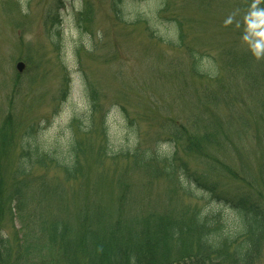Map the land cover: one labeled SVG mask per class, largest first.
Masks as SVG:
<instances>
[{"label": "rangeland", "instance_id": "374dc122", "mask_svg": "<svg viewBox=\"0 0 264 264\" xmlns=\"http://www.w3.org/2000/svg\"><path fill=\"white\" fill-rule=\"evenodd\" d=\"M115 1L0 0V109L10 107L23 119L21 135L33 124L39 143L47 149L63 145L68 151L73 135L84 138L81 125L89 122L95 95V133L81 158L84 178L64 187L61 205L75 202L81 194L104 209H93V218L114 222L120 210L116 194L127 185L125 202L133 214L165 211L171 216L184 211L186 204L201 207L204 213L214 208L222 211L228 234L238 233L235 212L213 203L198 186L193 189L201 200L183 197L179 177L185 179L188 167L209 182L215 180L213 160L237 170L242 169L239 158L243 165L257 160L258 111L247 96L239 93L244 102L236 104L237 114L224 104L210 107L207 96L226 94L249 82L243 73L235 77V70H226L229 51L245 55L247 63H252L250 52H256L255 58L263 62L250 73L264 70V0H122L120 17ZM86 11L90 22L81 19ZM56 16L59 23L53 25ZM19 61L27 65L22 75L15 70ZM104 119L116 156L96 158L103 145ZM74 120L78 128H72ZM173 124L186 136L196 137L191 143L204 144L215 130L226 147L186 151L169 138ZM136 150L160 161L174 158L177 181L152 179L153 174L144 172L140 160L132 156ZM37 174L62 175L52 167ZM219 181L221 190H232L229 182ZM258 264H264V251Z\"/></svg>", "mask_w": 264, "mask_h": 264}, {"label": "trees", "instance_id": "16d2710c", "mask_svg": "<svg viewBox=\"0 0 264 264\" xmlns=\"http://www.w3.org/2000/svg\"><path fill=\"white\" fill-rule=\"evenodd\" d=\"M121 4L122 0L114 2L118 17L121 16ZM80 15L82 21L90 22L89 11ZM52 23H59L58 16ZM255 53L249 55L252 63H247L245 55L225 53L229 58L226 70H235V77L243 73L249 82L229 93L207 96V104L213 108L224 104L237 114L236 104L244 102L239 93L247 96L258 111L254 136L261 149L256 153L257 160L250 159V164L243 165L238 157L240 170L222 160H213L215 180L209 182L188 167H185V179L179 177L183 197L201 200L193 189L198 186L208 193L213 203L235 212L240 227L238 233L228 234L222 211L214 208L204 213L201 207L192 208L186 204L181 209L184 211L171 216L165 211L133 214L131 206L125 202L127 185L120 187L116 194L120 210L114 222L93 218V209H104L81 194L75 202L61 205L65 202L64 187L84 178L81 158L85 156L87 147L84 146L95 133L93 114L97 102L92 94L91 117L87 125H81L84 138L73 135L68 151L63 145L47 149L39 143L37 127L33 124L21 135L23 119L10 107L0 109L2 115L5 111L12 112L0 117V264H258L264 251V70L258 75L250 73L257 62L259 65L263 62V58H255ZM31 60L26 59L28 64ZM239 119L243 122L241 117ZM77 124L74 120L72 128L73 125L78 128ZM101 128L103 145L96 158L116 156L110 149L105 119ZM237 130L232 132L236 134ZM168 131L171 142L189 152L202 146L226 147L215 130L207 135L204 144L191 143L196 137L186 136V131H178L174 124ZM188 137L189 141L186 140ZM132 156L140 160L144 172L153 174L152 179L166 177L169 182L177 181L179 170L173 163L174 158L160 161L156 155L144 157L139 151ZM50 167L61 172V177L37 174ZM221 178L231 184L232 190H221ZM51 181L57 184L50 185ZM57 202L59 205H55ZM127 207L131 209L129 214ZM70 210L75 214L69 215ZM17 225L19 230L7 233L10 228L17 229Z\"/></svg>", "mask_w": 264, "mask_h": 264}, {"label": "water", "instance_id": "95a60500", "mask_svg": "<svg viewBox=\"0 0 264 264\" xmlns=\"http://www.w3.org/2000/svg\"><path fill=\"white\" fill-rule=\"evenodd\" d=\"M16 69L20 74H22L26 69V65L23 62H19L16 66Z\"/></svg>", "mask_w": 264, "mask_h": 264}]
</instances>
